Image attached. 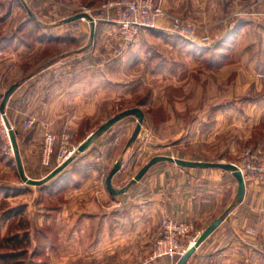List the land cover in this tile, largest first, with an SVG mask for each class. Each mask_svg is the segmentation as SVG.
<instances>
[{
    "label": "rangeland",
    "instance_id": "obj_1",
    "mask_svg": "<svg viewBox=\"0 0 264 264\" xmlns=\"http://www.w3.org/2000/svg\"><path fill=\"white\" fill-rule=\"evenodd\" d=\"M109 1L0 0V106L20 85L8 120L0 111V264L176 263L152 259L163 215L140 214V186L191 167L159 162L113 195L106 179L115 163H123L113 180L122 188L157 155L241 164L246 149L264 150V0H153L164 11L158 27L128 41L112 17L98 21L94 38L88 19L65 22L83 11L97 15ZM64 56L73 60L57 63ZM136 106L145 121L135 141L131 115L44 185L26 183L8 152L11 124L27 175L43 178L104 122ZM47 131L59 137L49 164ZM214 169L232 187V172ZM188 223L199 238L201 223Z\"/></svg>",
    "mask_w": 264,
    "mask_h": 264
},
{
    "label": "crops",
    "instance_id": "obj_2",
    "mask_svg": "<svg viewBox=\"0 0 264 264\" xmlns=\"http://www.w3.org/2000/svg\"><path fill=\"white\" fill-rule=\"evenodd\" d=\"M74 58H78V64L84 60ZM69 60L73 58L64 56L57 63ZM41 74L48 79V74ZM79 88L80 84L72 90ZM225 182V174L214 168H177L173 174L153 177L140 186L143 189L139 193V212L143 216L146 212L162 213L163 218L201 223L200 235L215 219L222 218L219 227L196 248L187 264H264L259 248L264 237V183L247 184L243 200L233 203L232 198H238V181L232 175L228 178L232 187H224ZM143 216L141 219L147 220ZM157 262L177 264L172 260Z\"/></svg>",
    "mask_w": 264,
    "mask_h": 264
},
{
    "label": "built area",
    "instance_id": "obj_3",
    "mask_svg": "<svg viewBox=\"0 0 264 264\" xmlns=\"http://www.w3.org/2000/svg\"><path fill=\"white\" fill-rule=\"evenodd\" d=\"M91 14V13H90ZM164 11L157 6L153 0H111L104 4L103 9L97 15H92L98 23L105 17H112V20L120 27L125 40H132L140 29L158 27ZM3 115V114H2ZM4 116V115H3ZM35 121L30 119L28 124ZM9 127V126H8ZM10 132V128H9ZM6 134L11 139L10 134ZM68 140V135L63 136V143ZM58 135L53 131H47L44 135L43 155L46 164L50 163ZM9 153L14 154L12 140L8 143ZM77 151V147L66 155L61 163L70 158ZM65 153V151L60 155ZM242 171L246 183L264 182V150L248 148L244 151L241 164H236ZM162 235L158 239L152 259L160 256L176 259L179 258L193 245L198 237L193 236V231L188 221L174 217L162 219ZM261 252L264 254V242L261 243Z\"/></svg>",
    "mask_w": 264,
    "mask_h": 264
},
{
    "label": "water",
    "instance_id": "obj_4",
    "mask_svg": "<svg viewBox=\"0 0 264 264\" xmlns=\"http://www.w3.org/2000/svg\"><path fill=\"white\" fill-rule=\"evenodd\" d=\"M86 18L90 21L91 25V37L94 38L96 34V29H97V23L94 19V17L86 12H80L75 15H72L68 18L65 19V22H72L78 19ZM19 84L14 83L5 93L1 106H0V111L4 115V117L8 120L7 113H6V106L7 103L13 94V92L18 88ZM135 115L137 117V124L136 127L133 131V134L130 139V143L135 141L139 134L141 133L143 123L145 121V112L140 108L139 106L129 108L126 110H123L110 119H108L106 122H104L96 131L92 132L91 134L88 135L86 139H84L78 146L77 152L83 153L85 152L95 141L96 139L101 135L107 132L112 126H114L116 123L119 121L123 120L124 118ZM10 128V136L12 140V145L14 148V153H15V158H16V163L17 167L19 170V173L22 177V179L32 185H44L54 177H56L60 172H62L74 159V157H70L67 160H65L63 163L55 167L49 174H47L43 178H32L27 175L26 169L24 167V163L22 160L21 152H20V147L19 143L17 140V131L14 130V128L9 124ZM162 161H169L176 163L182 167H192V168H223L226 170H229L233 173V175L236 177L238 181V200L242 201L245 194H246V189H247V183L244 178V175L242 171L237 167L236 164L234 163H227V162H210V161H203V160H188L184 158H179L175 156H170V155H157L154 156L146 165H144L140 171L132 178V180L124 187L122 188H117L114 186L113 180L115 175L121 170L123 163L121 161H117L110 171L107 179H106V184L109 192L113 195H118L127 192L134 184L139 182L145 174L149 171V169L154 166L155 164L162 162ZM222 223V218L219 217L213 221L199 236L197 239L195 245L190 247L178 260L177 264H187L188 260L190 257L193 255L195 252L196 248L211 234L213 233L219 225Z\"/></svg>",
    "mask_w": 264,
    "mask_h": 264
},
{
    "label": "bare ground",
    "instance_id": "obj_5",
    "mask_svg": "<svg viewBox=\"0 0 264 264\" xmlns=\"http://www.w3.org/2000/svg\"><path fill=\"white\" fill-rule=\"evenodd\" d=\"M2 116H3V115H2ZM3 117H4V116H3ZM7 133L10 134V132H9V127H7Z\"/></svg>",
    "mask_w": 264,
    "mask_h": 264
}]
</instances>
